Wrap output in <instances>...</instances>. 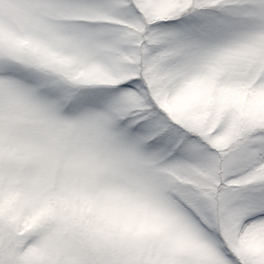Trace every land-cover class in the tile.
I'll return each mask as SVG.
<instances>
[{"label": "snow or ice", "instance_id": "6c2138e0", "mask_svg": "<svg viewBox=\"0 0 264 264\" xmlns=\"http://www.w3.org/2000/svg\"><path fill=\"white\" fill-rule=\"evenodd\" d=\"M0 264H264V0H0Z\"/></svg>", "mask_w": 264, "mask_h": 264}]
</instances>
